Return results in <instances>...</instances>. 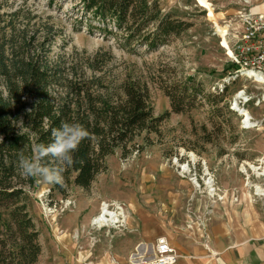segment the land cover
I'll list each match as a JSON object with an SVG mask.
<instances>
[{
    "label": "rangeland",
    "instance_id": "1",
    "mask_svg": "<svg viewBox=\"0 0 264 264\" xmlns=\"http://www.w3.org/2000/svg\"><path fill=\"white\" fill-rule=\"evenodd\" d=\"M149 1L190 28L150 50L140 40L126 43L114 28L103 31L81 0H0L2 13L26 4L41 15L34 22L55 26L51 60L60 55L84 70L86 60L100 53L111 79L129 67L148 85L157 116L171 110L166 90H177L186 78L204 90L190 112L172 113L162 123L143 152L124 158L117 150L108 157L107 171L89 189L74 188L66 199L51 197V184L39 177L28 190L42 249L37 264H131L132 257L150 254L161 236L180 239L203 230L221 203H247L264 216V84L231 67L220 33L225 31L233 50L241 15L264 0H209L215 19L198 0ZM109 51L111 59L105 56ZM224 86V101L213 103ZM213 108L223 111L214 115ZM104 204L122 212L121 222L102 228L93 222Z\"/></svg>",
    "mask_w": 264,
    "mask_h": 264
},
{
    "label": "trees",
    "instance_id": "2",
    "mask_svg": "<svg viewBox=\"0 0 264 264\" xmlns=\"http://www.w3.org/2000/svg\"><path fill=\"white\" fill-rule=\"evenodd\" d=\"M81 1L86 15L103 24V31L114 28L124 33L126 43L140 40L150 50L190 28L162 15L149 0ZM40 19L26 4L0 12V264L39 261L42 249L28 193L36 188L39 177L23 175L19 159L33 155V145L50 143L52 128L76 122L90 134L73 153L63 185L51 184L50 196L66 199L74 188L89 189L107 171L106 159L117 150L124 158L143 152L151 135L161 133L162 123L172 113L190 112L204 93L193 77L186 78L177 90H166L171 110L157 116L148 85L129 67L111 79L100 53L86 60L84 70L60 55L51 60L58 30L52 24L34 22ZM105 56L113 58L110 51ZM227 90L224 86L216 92L213 103L224 101ZM213 109L214 115L223 111ZM222 128L220 124L218 129ZM204 132L208 133L205 126Z\"/></svg>",
    "mask_w": 264,
    "mask_h": 264
},
{
    "label": "crops",
    "instance_id": "3",
    "mask_svg": "<svg viewBox=\"0 0 264 264\" xmlns=\"http://www.w3.org/2000/svg\"><path fill=\"white\" fill-rule=\"evenodd\" d=\"M253 12L264 14V1ZM192 236L166 237L178 251L177 264H264V216L249 204L221 203Z\"/></svg>",
    "mask_w": 264,
    "mask_h": 264
},
{
    "label": "built area",
    "instance_id": "4",
    "mask_svg": "<svg viewBox=\"0 0 264 264\" xmlns=\"http://www.w3.org/2000/svg\"><path fill=\"white\" fill-rule=\"evenodd\" d=\"M241 18L242 31L233 38L232 61L248 72L249 77H251L249 73L252 72L264 78V14H253L250 9L241 15ZM108 207V204H104L101 215L108 210L114 215L109 214V217H115L121 222L122 212L112 208L109 210ZM103 224L97 223L99 228H102ZM150 250V254L144 252L132 257L131 264H134L132 261H135V264H177L181 257L166 237H159Z\"/></svg>",
    "mask_w": 264,
    "mask_h": 264
},
{
    "label": "clouds",
    "instance_id": "5",
    "mask_svg": "<svg viewBox=\"0 0 264 264\" xmlns=\"http://www.w3.org/2000/svg\"><path fill=\"white\" fill-rule=\"evenodd\" d=\"M89 135L79 123L61 122L58 128H52L50 143L35 144L31 150L33 155L20 156L21 173L25 176L40 177L46 183L63 185V174L74 162L73 153ZM2 139L0 137V142Z\"/></svg>",
    "mask_w": 264,
    "mask_h": 264
},
{
    "label": "bare ground",
    "instance_id": "6",
    "mask_svg": "<svg viewBox=\"0 0 264 264\" xmlns=\"http://www.w3.org/2000/svg\"><path fill=\"white\" fill-rule=\"evenodd\" d=\"M198 1H199L200 5L202 7H204L205 9H207L209 11V17L215 19V15H214L213 10H212L213 7H211V4H210L209 0H198ZM253 9H252V12H253ZM257 13H259V12H255V13L253 12V14H257ZM220 33H221V35H222V37L224 39L223 40V44H222L223 47L225 48V46L227 45L228 55L232 56V49L228 46V44H226V40H225V37H224L225 31L223 29H221V32ZM249 75L251 77H253V78H256V81L257 82L264 84V78L260 77L259 75H254L252 72H250ZM104 213H105L104 215H101V216L99 215L97 218H95L93 222L95 224H97V223H102V224L103 223L104 224L107 223L108 224V223L118 222L117 221V218H115V217H109V214L112 215V216H114L113 213L108 212V210H105ZM132 263L135 264L136 262L135 261L134 262L132 261Z\"/></svg>",
    "mask_w": 264,
    "mask_h": 264
}]
</instances>
